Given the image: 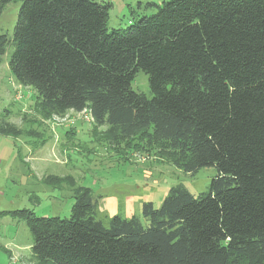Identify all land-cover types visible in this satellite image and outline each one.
<instances>
[{
    "label": "trees",
    "instance_id": "trees-1",
    "mask_svg": "<svg viewBox=\"0 0 264 264\" xmlns=\"http://www.w3.org/2000/svg\"><path fill=\"white\" fill-rule=\"evenodd\" d=\"M13 1L0 58L11 45L10 73L45 119L86 111L110 139L149 136L187 173L216 169L197 198L177 185L158 209L144 203L146 227L117 216L105 227L83 187L69 218L10 213L27 225L36 263L264 264V0L148 4L153 15L121 30L107 28L109 3L0 0V10ZM139 71L151 97L131 89Z\"/></svg>",
    "mask_w": 264,
    "mask_h": 264
},
{
    "label": "rangeland",
    "instance_id": "rangeland-1",
    "mask_svg": "<svg viewBox=\"0 0 264 264\" xmlns=\"http://www.w3.org/2000/svg\"><path fill=\"white\" fill-rule=\"evenodd\" d=\"M109 3V30H121L171 0H94ZM21 3L0 10V35L12 40ZM12 46L0 58V264H37L25 222L10 213L28 210L37 217L69 218L74 189L88 188L97 201L96 219L108 227L112 217H137L142 205L158 209L169 190L183 185L191 195L207 192L214 167L187 173L166 142L141 134L110 139L106 126H95L88 112H68L45 119L31 87L19 85L8 62ZM134 92L151 97L147 76L139 71ZM9 132V131H8ZM11 132V130H10ZM43 144V145H42ZM38 146V148H37Z\"/></svg>",
    "mask_w": 264,
    "mask_h": 264
}]
</instances>
